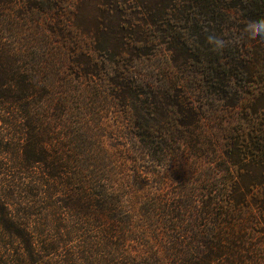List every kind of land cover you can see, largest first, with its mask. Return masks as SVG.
<instances>
[{
	"label": "trees",
	"instance_id": "1",
	"mask_svg": "<svg viewBox=\"0 0 264 264\" xmlns=\"http://www.w3.org/2000/svg\"><path fill=\"white\" fill-rule=\"evenodd\" d=\"M258 18L264 0H0V264H264Z\"/></svg>",
	"mask_w": 264,
	"mask_h": 264
},
{
	"label": "clouds",
	"instance_id": "2",
	"mask_svg": "<svg viewBox=\"0 0 264 264\" xmlns=\"http://www.w3.org/2000/svg\"><path fill=\"white\" fill-rule=\"evenodd\" d=\"M244 31L253 37L264 40V18L251 20L245 26ZM208 43L215 51L223 50L226 47V40L221 36L211 35L208 37Z\"/></svg>",
	"mask_w": 264,
	"mask_h": 264
},
{
	"label": "rangeland",
	"instance_id": "3",
	"mask_svg": "<svg viewBox=\"0 0 264 264\" xmlns=\"http://www.w3.org/2000/svg\"><path fill=\"white\" fill-rule=\"evenodd\" d=\"M237 113H240L241 114L242 111H238ZM261 113H264V109L262 110ZM107 116L110 117V121L111 122H115L116 118H115L114 115H111V114L107 113ZM1 127H3V126H1ZM11 135H12V133L8 131V127L7 126H6V128H4V130L1 129V131H0V141L8 144L7 147L8 146H11L10 144H12L11 142L13 141V137H11ZM14 140H15V138H14ZM4 157H6V159H8V154L3 155L2 153H0V161ZM1 163H6V160H3L2 162H0V164ZM183 172H184L183 175H185V176H187L188 173H190L188 171V168L187 167H184ZM141 182L143 184H146L147 186H149L151 192H154V193L157 194V191L155 190V188H156L155 187L156 180H150V179H148V177L145 174H142L141 175Z\"/></svg>",
	"mask_w": 264,
	"mask_h": 264
}]
</instances>
